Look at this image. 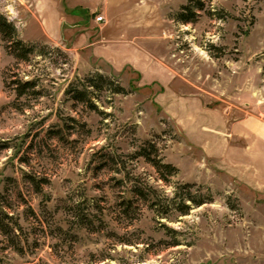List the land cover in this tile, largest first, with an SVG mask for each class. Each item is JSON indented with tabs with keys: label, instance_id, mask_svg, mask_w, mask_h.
Segmentation results:
<instances>
[{
	"label": "rangeland",
	"instance_id": "374dc122",
	"mask_svg": "<svg viewBox=\"0 0 264 264\" xmlns=\"http://www.w3.org/2000/svg\"><path fill=\"white\" fill-rule=\"evenodd\" d=\"M0 17L34 49L0 33V264H264V0H0ZM98 75L114 84L93 107L72 99ZM189 194L206 203L183 214Z\"/></svg>",
	"mask_w": 264,
	"mask_h": 264
},
{
	"label": "trees",
	"instance_id": "16d2710c",
	"mask_svg": "<svg viewBox=\"0 0 264 264\" xmlns=\"http://www.w3.org/2000/svg\"><path fill=\"white\" fill-rule=\"evenodd\" d=\"M202 8V6H201ZM184 22H189V20L187 19H183ZM0 33L6 38H8V40L12 43L11 47L13 49V53L16 55V57H18L19 59L23 60V61H28L29 57L31 56V54L34 52L33 47H28L25 43H23L21 40L17 39V31L15 29V27L13 25H11L10 23H7L6 20H4L3 18L0 17ZM104 82H108L111 85L114 84L113 81L108 80L107 78H105L102 75H98L95 79H90L89 80V85H84V87L82 89H79L77 86H71L69 88V90L67 91L69 94H71L72 99H74L77 102H82V103H88L91 107H93V103L90 99V95H91V91L89 88H97L98 90L101 89V86H103ZM18 87L16 89L17 95L18 97H23L25 95H27L29 92H33V94H36V92L34 91L36 88V84L33 81H25L22 83H17ZM125 89L117 86L114 89V93H122L124 94ZM146 156V155H145ZM150 156V155H149ZM146 156L147 160L157 169L158 172H160L162 174L161 178L165 181L168 180V178L166 176H174L177 173V169L171 165H166V164H162L161 161H159L158 159H151V157ZM166 174V175H165ZM180 206L181 208L179 210H181V212L183 214H187L188 211L191 209L189 204H186L185 201H191V203H193L194 205L196 204L197 206H201L203 205L204 201H200V202H195V199L189 194L187 195V197H182L180 199ZM129 203V202H128ZM186 209V210H184ZM0 229L3 232V234L5 235H10L11 231L10 229L7 227V225H5L3 223V220L0 216ZM178 245V244H176ZM175 245V246H176Z\"/></svg>",
	"mask_w": 264,
	"mask_h": 264
},
{
	"label": "built area",
	"instance_id": "2783aa9c",
	"mask_svg": "<svg viewBox=\"0 0 264 264\" xmlns=\"http://www.w3.org/2000/svg\"><path fill=\"white\" fill-rule=\"evenodd\" d=\"M103 20H104V18H103L102 16H99V17L96 18V22H97V23H100V22H102Z\"/></svg>",
	"mask_w": 264,
	"mask_h": 264
}]
</instances>
